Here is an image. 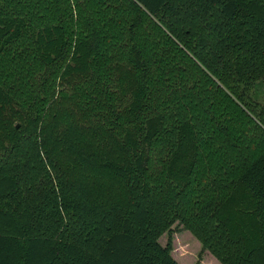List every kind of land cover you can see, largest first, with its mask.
<instances>
[{"label":"trees","instance_id":"trees-1","mask_svg":"<svg viewBox=\"0 0 264 264\" xmlns=\"http://www.w3.org/2000/svg\"><path fill=\"white\" fill-rule=\"evenodd\" d=\"M175 223L264 264V0H0V264H180Z\"/></svg>","mask_w":264,"mask_h":264},{"label":"rangeland","instance_id":"rangeland-1","mask_svg":"<svg viewBox=\"0 0 264 264\" xmlns=\"http://www.w3.org/2000/svg\"><path fill=\"white\" fill-rule=\"evenodd\" d=\"M174 258L180 264H221L209 251L203 250L200 241L181 224L172 226ZM169 234L166 232L160 238L163 245L167 244Z\"/></svg>","mask_w":264,"mask_h":264}]
</instances>
